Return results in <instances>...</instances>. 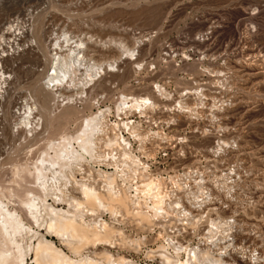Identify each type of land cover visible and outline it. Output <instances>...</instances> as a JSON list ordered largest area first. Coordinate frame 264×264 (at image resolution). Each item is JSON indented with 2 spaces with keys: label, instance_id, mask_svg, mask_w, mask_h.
Here are the masks:
<instances>
[{
  "label": "rangeland",
  "instance_id": "obj_1",
  "mask_svg": "<svg viewBox=\"0 0 264 264\" xmlns=\"http://www.w3.org/2000/svg\"><path fill=\"white\" fill-rule=\"evenodd\" d=\"M15 1L14 12L32 10H28L34 16H27L30 19L23 16L27 14L25 11L19 16L28 21L25 25L30 28L33 24L42 32L45 29L46 34L45 46L25 49L24 56L35 60L22 64L18 79L10 88L13 98L35 81H48L40 74L44 73V64L51 61V44L58 37L62 41L66 32L72 42L82 39L94 51L87 47L91 55L88 57L93 59L89 65L77 64L75 76L88 79L91 75L96 80L88 82L91 99L84 98L83 103L77 98L72 105L64 106L65 101L61 102L60 97L48 96L45 110L51 119L48 118L49 128L44 134L39 130L30 132L17 108L0 117V177L3 192L8 193L5 199L15 201L17 187L21 194L24 186L32 185L33 177L24 168L28 166L33 171L31 163L43 146H47V139H56L61 131L73 134L78 130L80 122L73 118L67 120L64 117L67 113L72 116L79 109L86 114L89 110L95 112L99 100L101 108H111L110 120L114 122L115 107L123 95H147L157 106L150 112L147 110V117H140L137 111L131 119L139 122L143 131H159L169 138L153 137L146 143L148 154H157L158 146H172L179 138L186 140L184 145L170 146L175 160L160 164L162 161L157 159L154 166L172 170L205 166L204 175L213 196L219 202L230 204L240 220L239 243L254 244L259 253L257 264H264V0ZM124 45L135 48V52L123 53ZM118 57L123 59L117 66H107ZM225 62L233 70L229 76H210L204 70L206 66L223 68ZM201 91L210 99L217 97V101L224 95L231 97V104L215 115L208 107L198 116L179 111V101L183 98L201 106L199 103L204 98L199 94ZM218 138L228 146L219 149ZM133 147L140 149L137 143ZM132 224L135 225H122L132 239L145 234L135 230ZM143 254L131 252L141 263L145 261Z\"/></svg>",
  "mask_w": 264,
  "mask_h": 264
},
{
  "label": "bare ground",
  "instance_id": "obj_2",
  "mask_svg": "<svg viewBox=\"0 0 264 264\" xmlns=\"http://www.w3.org/2000/svg\"><path fill=\"white\" fill-rule=\"evenodd\" d=\"M15 9V0H0V117L6 111L17 108L30 132L39 130L44 134L49 128L48 118L51 119L45 110L48 108V96L51 94L55 99L60 97L61 102L65 101L64 106L72 105L77 98L83 103L84 98L88 97L87 85L91 84L94 78L90 74L89 80L83 76H75L77 64L89 65L93 58H90L91 55L87 52L90 48L84 40L72 42L66 32L62 41L58 37V41L51 44V61L47 65L44 64V73L40 74L48 81H35L19 96L13 98L10 88L18 79L22 64L33 63L35 60L24 56L25 49L45 46L46 34L45 29L42 32L40 27L33 24V28H28L25 25L28 21L21 18L22 16L19 17L24 11L27 12L23 13L26 18L33 16L28 12L29 9L14 12ZM5 15L12 16L6 18ZM136 44L140 46L139 43ZM134 49L125 46L123 53H133ZM185 56L190 58V54ZM122 57H118L120 60H111L107 66L113 67L118 61H122ZM140 65L138 64L139 67ZM223 65V68L216 69L206 66L204 70L210 76H229L233 71L232 67L226 62ZM45 85H48V88ZM159 86L158 90L162 94V88ZM199 94L205 99V102L203 99L200 101L201 106L198 103L192 105L183 98L179 101V111L198 116L208 107V111L215 115L231 104V97L227 98L225 95L217 101V97L210 99L202 91ZM122 97L120 104L115 107L114 122L110 120L113 113L111 108H101L99 100L95 112L89 110L86 114L79 109L72 116L67 113L64 116L67 120L73 118L80 122L78 130L73 134L61 131L56 139H47V146H43L39 156L31 163L33 171L28 166L24 168L33 177L32 185H26L27 188L24 186L25 190L21 194L16 186L18 190L14 189L15 201L9 197V200L5 199L6 193L3 192L0 177V264H155L156 259H161L163 264L235 262L234 258L230 260L212 255L208 250L183 260L168 255L164 244H158L155 250L150 249L149 244L155 240L157 242V239L150 238V235L156 225L157 207L163 200L161 193L151 192L155 187H160L162 181L155 177L149 181V166L142 161L141 156L150 157L146 143L155 139L153 137L161 140L169 138L159 131L145 132L139 122L131 119L133 112L137 114L138 111L140 117H147L145 113L157 106L149 96ZM210 100L213 101L212 104L208 102ZM44 110L45 112H42ZM148 117L152 119L150 115ZM218 139L216 143L219 149L228 146L226 141ZM133 143L140 146V153H136L139 150L133 147ZM151 195L152 198H149ZM197 197L195 195L194 199L197 200ZM148 201L151 202L150 205ZM152 209L154 216L150 214ZM127 223H135L132 224L135 230H142L145 234L132 239L122 226ZM209 225L217 230L221 228L215 223V219H210ZM223 231L226 230L223 228ZM240 244L242 249L256 247L254 244ZM131 252L135 255L145 253V261L139 262L131 256Z\"/></svg>",
  "mask_w": 264,
  "mask_h": 264
},
{
  "label": "built area",
  "instance_id": "obj_3",
  "mask_svg": "<svg viewBox=\"0 0 264 264\" xmlns=\"http://www.w3.org/2000/svg\"><path fill=\"white\" fill-rule=\"evenodd\" d=\"M181 144H186V140L179 138L172 146L167 144L164 149H158L157 154L148 155V158L141 156L142 161L149 166V181L151 182L153 177L162 181V185L155 187L151 192L161 193L163 200L157 207L156 225L150 235V238L157 239V242L155 240L156 243H150V249L155 250L158 244H164L168 255L183 260L208 250L212 255L230 260L234 258L235 262L232 264H257L258 249L241 248L238 238L240 220L231 210L230 204L219 202L213 196V190L204 175L205 166L195 165L175 170L166 167L158 169L154 166L157 159L162 161L158 162L160 164L176 159L170 146L174 148ZM195 195L198 196L197 200L194 199ZM149 198H152V195ZM148 203L150 205L151 202ZM150 214L155 215L153 209ZM210 219H215V223L221 228L217 230L210 227ZM223 228L226 231L222 232ZM143 255L145 257V253ZM246 257L248 260L245 262ZM154 262L163 264L161 259Z\"/></svg>",
  "mask_w": 264,
  "mask_h": 264
}]
</instances>
